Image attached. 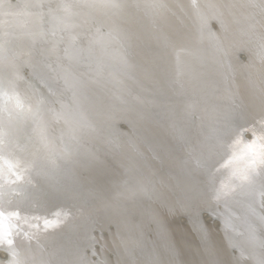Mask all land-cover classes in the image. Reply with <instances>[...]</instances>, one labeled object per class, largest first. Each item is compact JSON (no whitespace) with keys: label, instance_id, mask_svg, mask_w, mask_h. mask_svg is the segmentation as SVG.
I'll return each mask as SVG.
<instances>
[{"label":"water","instance_id":"95a60500","mask_svg":"<svg viewBox=\"0 0 264 264\" xmlns=\"http://www.w3.org/2000/svg\"><path fill=\"white\" fill-rule=\"evenodd\" d=\"M253 132L264 0H0V206L28 214L23 264H264Z\"/></svg>","mask_w":264,"mask_h":264},{"label":"snow or ice","instance_id":"6c2138e0","mask_svg":"<svg viewBox=\"0 0 264 264\" xmlns=\"http://www.w3.org/2000/svg\"><path fill=\"white\" fill-rule=\"evenodd\" d=\"M252 140H245L238 137L237 142L240 147L238 152L247 154L255 165L253 175L264 172V132H253ZM28 215L20 213L18 209L4 208L0 206V248L6 251L10 257L11 264H23L19 259V250L15 247L18 235L23 236V226L21 218ZM53 215H56L54 212ZM45 227H47V218L45 217Z\"/></svg>","mask_w":264,"mask_h":264}]
</instances>
